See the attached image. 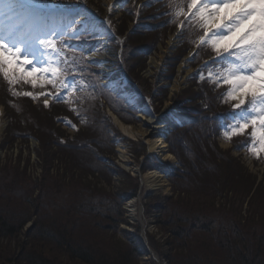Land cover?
Listing matches in <instances>:
<instances>
[{
	"label": "trees",
	"instance_id": "16d2710c",
	"mask_svg": "<svg viewBox=\"0 0 264 264\" xmlns=\"http://www.w3.org/2000/svg\"><path fill=\"white\" fill-rule=\"evenodd\" d=\"M167 1H163L166 5L158 8V11L155 9L141 17L138 15L140 9L132 10L130 5L118 26V35L128 34L123 42L121 66L131 83L124 92L140 90L141 104L145 103L144 97L150 95V85L147 80L143 81L142 69L133 65L134 70L129 72L123 55L125 50L131 49L142 55L149 54L153 45L167 39L170 26L184 21L185 18L181 17L175 23L169 22L173 17L167 14L172 11L168 9L170 0ZM152 2L156 6L161 4L155 0ZM150 3L151 0L143 1L140 7ZM97 14L103 15L101 8ZM129 22L131 25L128 29ZM183 25V32L190 28L187 19ZM131 27L138 31L130 32ZM147 33L155 35L149 38ZM61 42L70 44L71 50L76 52L89 47L87 54L99 48L98 38L86 42L83 34L76 39L59 40L60 46ZM201 49L199 46L194 56L196 59L213 54H200ZM126 54L130 55L131 52ZM98 64L97 61L86 60L82 66L74 69L88 77L86 88L76 85L77 77L65 76L66 73L62 72L61 78L75 87L65 102L57 103L52 99L48 108L41 102L33 108L27 99L23 101L26 112L12 116L10 129L6 133L11 139V146L18 140H24L25 146L32 138L39 142L37 160L40 178L39 182H32L18 164L7 163L0 167V264H138L143 256L134 245H129L124 251L118 249L114 253L112 250L103 255L100 249L85 245V239L91 235L96 237L99 232H116L121 224H128L121 207L131 195L126 197L122 192L107 194L91 189L84 183L71 184L65 178L58 180L50 175L53 166H58L54 165L55 162L60 163L61 158L62 167L66 162V166L70 164V167L92 176L98 173L103 180H110L118 173L108 164L107 156L112 158L114 155L115 140L109 136L112 123L100 111V100L126 124L131 122L126 121L125 117L133 119L135 123L138 112L125 101L122 91H110L101 85ZM81 74L78 78L84 77ZM200 87L202 96L194 93L177 96L173 114L181 122L177 123L172 117L164 120L171 128L166 139L169 153L174 155L178 166L158 164L157 168L168 176L174 194L187 195L190 199L179 198L169 207L161 201L165 199L169 202L172 197H155L156 201L149 204L148 209L166 211L168 218L161 228L169 239L186 247L187 253L171 259V264H264V182H257L258 177L240 161L218 148L216 138L232 122L233 110L226 105L220 107L222 94L214 92L215 88L210 89L208 83ZM201 98H204V101L201 100L204 108L201 105L195 108L192 104ZM4 102L7 104L5 98ZM161 103V100L157 101V104ZM35 114L45 118L37 119ZM58 121L81 123L83 129L72 139L61 142L64 136L55 126ZM250 142L245 138L234 142V145L241 151ZM225 191L234 194L233 206L230 211H218L213 202L219 193ZM245 204L248 205L244 213L248 215L246 218L243 215ZM31 220L35 221V226L26 232L27 241H23L19 236L24 225ZM117 241L116 248H123V241ZM11 243L13 247H10ZM199 243L206 244V247L202 249Z\"/></svg>",
	"mask_w": 264,
	"mask_h": 264
},
{
	"label": "rangeland",
	"instance_id": "374dc122",
	"mask_svg": "<svg viewBox=\"0 0 264 264\" xmlns=\"http://www.w3.org/2000/svg\"><path fill=\"white\" fill-rule=\"evenodd\" d=\"M109 0H58V6H56V9L60 8H67V6L72 7L73 9H80V13H88L89 17L87 16L86 19L90 20V22L83 23V27L76 25L75 28L77 31L83 33L86 42L89 40H93L96 38V34L99 30L100 25H96L97 21H101L102 19H105L108 17V24L111 27V31L114 32L119 38L125 37V35H118V26L123 20L124 12L129 10V6L133 8L132 10H139L140 13L138 15L141 17L142 15H149L152 13L153 10L156 9L158 11V8H162V6H165L166 3H164V0H159L161 4L159 6H156L154 2H152L146 7H140V5L143 3L144 0H125L124 7H122L119 11V5L117 10L113 8L110 12L106 11V4ZM157 1V0H155ZM167 1V0H166ZM122 2V3H124ZM168 3V1H167ZM42 5L44 7H40L42 9H31L34 12L38 14L39 17L47 20L49 22V25L52 26L54 23L55 18L60 21L62 20L63 15L56 13L54 11V8L52 9L51 6H49V3L46 1L42 2ZM169 5V4H168ZM115 7V8H116ZM128 7V9H126ZM102 9V14L99 15L97 12L99 9ZM163 9H166L163 7ZM168 9L170 7L168 6ZM114 10V11H113ZM48 11H50L48 13ZM108 14V15H106ZM82 16V15H81ZM76 17H74L75 19ZM80 19V18H79ZM98 19V20H97ZM92 21H95L93 25ZM89 23V24H87ZM131 22L128 23V29L130 27ZM67 27V26H66ZM95 30H92L95 28ZM102 27V25L100 26ZM135 29V30H134ZM171 29L167 34V39H164L162 42H158L156 45H153L150 49L149 54L144 53L143 55L138 52H134L133 49L131 50H125V53L123 55L124 61H126V66L129 69V72L132 73L133 65L134 67L140 68L143 70L141 77L144 80H147L150 85V98L152 99V102L154 104V109L157 110L156 112L160 113L166 111V109L170 106H173L176 104V101L173 102V100L177 96H188L191 93H194L196 96H202V87L204 83H208L210 86V89L215 88L214 92H220V94L226 93L227 86H219L216 83H210L208 80V71H222V66L217 65L215 68H206V65H211L212 62L216 59L215 54L208 55L207 58L201 59V57H192L187 64L185 63L186 67L180 71V64L183 61H186V59L189 57L190 53L193 51V48L195 47L194 41L197 40L198 35L200 34V30L195 27V25L191 26L188 30L183 32V28L181 30H178V25H172L169 27ZM185 29V28H184ZM91 30V31H90ZM178 30V31H177ZM138 31L136 28L130 29V32ZM179 32V36L175 39L174 45H169V37L172 35H175L174 32ZM88 33V35H86ZM186 34V38H185ZM154 33H147L146 36L149 38L154 37ZM128 34L126 35L127 38ZM72 39L74 37L68 36L64 39ZM79 38V37H78ZM76 39V38H75ZM66 42V40H65ZM58 43V41H57ZM61 46L58 43V47L61 50V56L56 58L55 63L53 66L59 67L61 70V76L62 72H65V76H71V77H77V84L78 87L86 88L88 84L87 76L84 74L79 73L80 71H76L74 69H77V67L82 66L83 62L88 59V56L92 53H88V49L81 52H76L71 50L70 47H67L68 43L61 42ZM111 47L116 48L115 45V39L110 41ZM140 45V44H139ZM88 46V45H86ZM123 46V44H122ZM99 47V46H98ZM200 54H208L212 53L210 48L202 47L201 46ZM77 50V49H76ZM99 50V48H98ZM96 52V51H94ZM93 52V53H94ZM126 52H131L130 55L126 54ZM134 52V53H133ZM144 52L146 50L144 49ZM122 55V53H121ZM120 55V56H121ZM156 58L157 62L160 63L158 66L152 67L150 65V59ZM121 61V60H120ZM114 69L116 70V74L113 75L118 77L120 76L122 71L124 69L119 63H116L114 61ZM118 62V61H117ZM100 63L97 65L99 67ZM201 70H205L203 73V76L201 77L198 75L201 73ZM148 71H151L150 74H147ZM79 74L83 75V78H78ZM182 77H187L183 85H181V89L179 92H177L176 96H171V86L174 85V82L178 79H181ZM75 80V81H76ZM214 85V86H213ZM77 87V88H78ZM75 88V87H74ZM43 90L55 92L56 90L51 88V86H48L47 89H41L40 87L33 88L30 83H25L23 81L18 82L14 86L11 87L7 84V82L0 77V123L4 125L3 131L0 135V167L4 166L7 163H11L14 166H17V164L20 166V170L23 172H26L27 177L30 178L32 182H39L40 175H38L40 172L39 166H38V160H37V150L39 149V142L38 140L32 139L28 140V145H23V140L15 141V143L11 146V139L6 136V133H8L10 129V125L12 123V116L17 113L18 115L24 114L25 111V104H23L24 100H27L31 102L30 105L34 108L36 104L38 105V102H41L44 105L43 98L38 100H32L31 98L24 97L23 95L20 96H14L12 95L13 91L18 92H25L30 91L34 92L36 94L40 93ZM180 97V98H181ZM4 98L7 101V104L4 102ZM161 100V105L157 104V101ZM189 100V99H188ZM188 100L186 102H188ZM204 98L199 99V102L192 104L195 108L198 107V105L202 108H204L203 102ZM206 100V99H205ZM185 101V100H184ZM51 103V102H50ZM49 103V106H50ZM220 103V102H219ZM35 104V105H34ZM160 105V107H159ZM226 105L228 108H232L231 102H225L223 99L221 101L220 107ZM48 106V107H49ZM45 107V106H44ZM47 107V108H48ZM246 107V106H245ZM10 108V109H9ZM46 108V107H45ZM159 108V109H158ZM107 110H109L111 113H113L116 117L115 112L111 111L105 104L101 105V112L105 113L106 116L109 118L110 123H112V131L109 130V136L110 138H114L115 143L114 145V155L111 158V156H107L108 160L110 161L108 164L110 167L116 170V172L120 173V176L117 174L111 176L110 180L102 179L98 173H95L93 176L90 173H86L83 171H79L77 169H74L72 167L66 166V162L62 165L60 163L63 161L61 158L60 163L55 162L53 166V171H51V177L63 180L62 178H65L66 180H69L68 183H81L84 185H87L91 189H97L100 192L116 195L118 192L125 193V196L131 195V198L128 199L123 205L122 210L124 211V220L128 222V224H121L116 232H99V235L94 237V235H91V237H88L85 239V245L88 248H94V249H100L101 254L105 253H111L112 250L115 253L118 249L121 251H124L125 249H128L129 245H134L136 248V251L139 253L141 252L143 256L138 260V264H171V259L177 258L180 255H184V253H187L186 247H183L175 242V240H171L167 237L166 231H164L162 227L163 221L167 220L168 216L165 212H157V211H149L148 205L154 203V200L156 201V198L160 197H168L171 198V200L168 202L167 200H162L161 203L163 205L171 206L172 203L179 200V198H183V200L190 199V196L187 195H180L173 193V186H171L168 176L163 174L162 172L158 171L157 168L159 165H161V162H157L149 153H148V145L144 144L142 141H132L127 136L122 134L117 125L110 119ZM144 110V107H143ZM159 114V113H158ZM35 117L44 119L45 117L43 115L35 114ZM175 117V114L172 115ZM125 117V116H124ZM147 116H144L143 118L136 117L135 123L133 122V119H129L125 117L126 121H130V126L140 128L142 130L146 129V118ZM119 118V117H118ZM181 122V120L178 118ZM121 121V120H120ZM178 121V122H179ZM122 122V121H121ZM123 123V122H122ZM66 124V123H64ZM126 124V123H125ZM71 125V126H70ZM69 126L66 124L63 125L61 122L58 121L56 123V128L60 129L61 133L63 134L64 138L61 139V142L66 141L65 139L69 140L75 137L80 130L83 129V126L80 124H70ZM128 125V124H127ZM74 126V127H73ZM227 129V127H224V130L222 132V135L216 138L218 148L223 152H228L230 157L233 159H236L237 161H240L241 164L248 169L249 172L253 173L255 176L258 177V181L264 182V154H261L259 158L254 156L251 151H249V147H247L245 150H237V148L234 145V142H238L239 140H245V138H248L251 140L249 143L250 145L252 143H255L251 139V128H249L247 131L248 133H245L240 136H234L231 140H228L224 136V131ZM113 140V139H112ZM124 147L126 148V155L128 156V160L126 161V164L128 167H124L121 156H119V148ZM169 149V148H168ZM169 152V151H168ZM58 154V153H57ZM60 154V153H59ZM138 154V155H137ZM59 158V156L57 155ZM20 158V160H19ZM111 159V160H110ZM125 164V165H126ZM159 164V165H158ZM162 164L171 165L174 166V161H166ZM38 166V167H37ZM140 168V173L145 174L150 170L160 172L161 175L165 176V179L168 182V191L164 192L162 190L160 191H154L145 193L144 187H142V181L140 174H133L132 168L135 167ZM145 170V171H143ZM38 173V174H37ZM124 174V175H121ZM42 175V174H41ZM41 180V179H40ZM128 182H130L128 184ZM156 197V198H155ZM139 199L140 205L138 207L137 212V218L133 220L129 214V211L127 210V205L131 200ZM234 194H232L229 191H225L222 193H219L215 200H214V206H216V209L218 211H230L232 208ZM182 201V200H181ZM248 210V205L245 204L243 207V215ZM169 212V211H168ZM164 213V214H163ZM135 216V217H136ZM248 217V215L246 214ZM244 215V217L246 218ZM171 217V216H170ZM35 221H30L24 225V228L21 231V234L19 237L23 241H27V237L25 236L26 232L30 231L34 228ZM126 233V234H124ZM113 237L112 241L111 238ZM142 237L145 238L147 242L146 249L150 250L152 255L145 252V248L142 246L141 239ZM121 239L124 243L123 248H116L117 240ZM6 243H4L5 245ZM8 244V243H7ZM9 244L7 245V247ZM13 243H11L10 247H13ZM199 246L204 249L206 247V244L199 243ZM93 249V250H94ZM7 256V255H4ZM264 257V251L262 258ZM4 264V263H2ZM6 264V263H5ZM9 264V263H7Z\"/></svg>",
	"mask_w": 264,
	"mask_h": 264
},
{
	"label": "snow or ice",
	"instance_id": "6c2138e0",
	"mask_svg": "<svg viewBox=\"0 0 264 264\" xmlns=\"http://www.w3.org/2000/svg\"><path fill=\"white\" fill-rule=\"evenodd\" d=\"M168 6L172 11L167 14L173 17L169 22L187 19L189 27L200 30L194 43L215 54L206 68L222 66V71H208V80L228 89L222 99L232 103L233 113L225 138L231 140L251 128L255 143L248 146L249 151L259 158L264 154V0H170ZM76 23L71 21L66 29L50 26L26 6V0H0V77L10 89L23 81L33 88L56 90L13 91L12 95L34 101L43 98L45 107L49 99L67 100L73 84L64 81L53 64L61 56L57 41L83 34L76 30ZM204 71L198 75L202 77Z\"/></svg>",
	"mask_w": 264,
	"mask_h": 264
},
{
	"label": "bare ground",
	"instance_id": "6f19581e",
	"mask_svg": "<svg viewBox=\"0 0 264 264\" xmlns=\"http://www.w3.org/2000/svg\"><path fill=\"white\" fill-rule=\"evenodd\" d=\"M46 1L49 3V6L51 8H55L58 6V0H26V6L31 8H40L44 7L42 5V2ZM119 0H109L106 4V11H111L113 8L115 11L117 10L118 7H116V4ZM116 7V8H115ZM42 9V8H41ZM114 11V10H113ZM82 15V16H81ZM80 15V20H77L78 23L76 25L83 24L87 21L86 17L88 13H81ZM61 22H57V24L54 23V26H58L60 28H65V26L68 25L72 20L68 19L67 17L60 20ZM96 29V27L94 28ZM99 31L103 33V36H105V39L103 41H106V38H108L109 33L107 30H102V28L99 27ZM175 35H172L169 37V45H174L175 39L179 36V32H174ZM106 50L102 54H98L94 52L95 54H92L89 56L91 60H102V66L104 69V76L105 80H108V76L111 75V72L113 71V68H111V64L114 61H119V53L117 50H113L112 47L108 46L107 42H104ZM107 44V45H106ZM150 65L152 67L160 65L159 62H157L156 58H151L150 59ZM180 71L186 67L185 63L182 62L180 64ZM151 71H148L147 74H150ZM187 77H182L181 79H178L174 82V85L171 86V96H176L177 92L182 88L181 85L185 82ZM146 111V129L142 130L140 128H136L133 126H130L129 124L122 123L118 117H116L113 113L109 112V115L113 118L114 122L116 123L119 131L127 136L130 140L136 142V141H142L144 144L148 145V153L155 159L157 162H163L166 161H174L175 157L171 153H169V149L167 146V143H165L164 138L166 136L165 128H164V121L162 119H158L153 113L154 110L150 107H147L144 109ZM1 111V109H0ZM143 118V116H140ZM139 117V118H140ZM4 125L0 123V135L3 131ZM119 156H121V159L123 163L126 164V161L128 160V156L126 155V148L120 147L119 148ZM123 165L125 168L128 167L127 164ZM133 174H140L141 181H142V187L145 189V193L149 192H154V191H168V182L165 179V176L161 175V173L150 170L145 174L140 173V168L137 166L135 168H132ZM140 200L138 199H132L128 205H127V210L129 211V214L133 220L137 218V212H138V207L140 205ZM136 216V217H135ZM142 246L145 248L147 247V242L144 237L141 239ZM147 252V251H145ZM150 255H152L151 252H147Z\"/></svg>",
	"mask_w": 264,
	"mask_h": 264
},
{
	"label": "water",
	"instance_id": "95a60500",
	"mask_svg": "<svg viewBox=\"0 0 264 264\" xmlns=\"http://www.w3.org/2000/svg\"><path fill=\"white\" fill-rule=\"evenodd\" d=\"M122 1H123V0H119V1L117 2V5H121V4H122ZM192 55H193V54L190 53V55H189V57L186 59V61H183V62H185V63L187 64V62L190 61ZM100 61L102 62V60H100ZM101 69H102V75H104V69H103V66H102V65H101ZM174 98H175V97H174ZM175 101H176V98L173 100V102H175ZM170 108H171V106L168 107V108L166 109V111L162 112L160 115H156V117H157L158 119H162V118H164L165 116H167V115L169 114ZM146 251H147V252H150V250H148V249H146ZM148 254H149V253H148Z\"/></svg>",
	"mask_w": 264,
	"mask_h": 264
},
{
	"label": "built area",
	"instance_id": "2783aa9c",
	"mask_svg": "<svg viewBox=\"0 0 264 264\" xmlns=\"http://www.w3.org/2000/svg\"><path fill=\"white\" fill-rule=\"evenodd\" d=\"M32 140V139H31ZM40 171V170H39ZM39 175V174H38Z\"/></svg>",
	"mask_w": 264,
	"mask_h": 264
}]
</instances>
